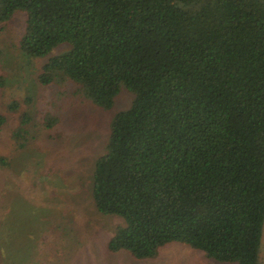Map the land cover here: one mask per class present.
I'll return each mask as SVG.
<instances>
[{
  "label": "trees",
  "instance_id": "1",
  "mask_svg": "<svg viewBox=\"0 0 264 264\" xmlns=\"http://www.w3.org/2000/svg\"><path fill=\"white\" fill-rule=\"evenodd\" d=\"M18 11L22 52L46 59L41 85L72 83L106 111L122 88L134 96L93 173L97 211L123 221L108 250L145 260L180 243L219 263L261 264L264 0H0V23ZM33 121L21 115L16 151Z\"/></svg>",
  "mask_w": 264,
  "mask_h": 264
},
{
  "label": "rangeland",
  "instance_id": "2",
  "mask_svg": "<svg viewBox=\"0 0 264 264\" xmlns=\"http://www.w3.org/2000/svg\"><path fill=\"white\" fill-rule=\"evenodd\" d=\"M25 28L20 11L0 23V112L8 117L0 129V157L12 163L0 168V264H237L219 263L180 243L145 260L108 250L123 221L97 211L93 173L112 119L134 96L122 88L106 111L77 95L72 83L41 85L46 59L24 55ZM23 113L34 118L32 138L25 150L16 151L11 137ZM52 117L58 122L50 129L46 123ZM259 259L264 264V228Z\"/></svg>",
  "mask_w": 264,
  "mask_h": 264
}]
</instances>
